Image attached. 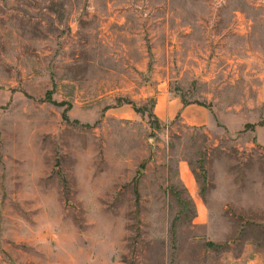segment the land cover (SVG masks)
Listing matches in <instances>:
<instances>
[{"label": "rangeland", "instance_id": "rangeland-1", "mask_svg": "<svg viewBox=\"0 0 264 264\" xmlns=\"http://www.w3.org/2000/svg\"><path fill=\"white\" fill-rule=\"evenodd\" d=\"M0 264H264V0H0Z\"/></svg>", "mask_w": 264, "mask_h": 264}, {"label": "crops", "instance_id": "crops-1", "mask_svg": "<svg viewBox=\"0 0 264 264\" xmlns=\"http://www.w3.org/2000/svg\"><path fill=\"white\" fill-rule=\"evenodd\" d=\"M169 110L170 108H167V111ZM184 113H185V116L188 117L187 119H189V123L191 125L199 126V125H205L209 123V120L205 117L206 115L205 112L198 107L193 108V106L189 105L185 108ZM184 171L187 174V170L183 169V172ZM186 177H187V183L190 182V177L188 175H186ZM189 187H192V185Z\"/></svg>", "mask_w": 264, "mask_h": 264}]
</instances>
